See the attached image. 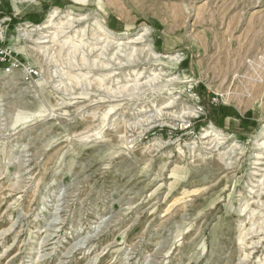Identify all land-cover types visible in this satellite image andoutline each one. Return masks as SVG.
<instances>
[{"label":"rangeland","instance_id":"rangeland-1","mask_svg":"<svg viewBox=\"0 0 264 264\" xmlns=\"http://www.w3.org/2000/svg\"><path fill=\"white\" fill-rule=\"evenodd\" d=\"M21 4L0 0V264H264V0ZM55 9L86 20L42 30Z\"/></svg>","mask_w":264,"mask_h":264},{"label":"bare ground","instance_id":"bare-ground-1","mask_svg":"<svg viewBox=\"0 0 264 264\" xmlns=\"http://www.w3.org/2000/svg\"><path fill=\"white\" fill-rule=\"evenodd\" d=\"M16 1V0H15ZM21 2H22V4L21 5H24V4H28V3H30V0H20ZM70 1H72V2H77V0H70ZM15 3H17V4H20L19 2H15ZM58 10L57 9H55V10H53L51 13H50V16H49V18L45 21V23L43 24V28H42V30H51V29H55V28H53L55 25L57 26V25H59V26H61L62 27V30H63V32L62 33H64V34H69V33H71L76 27H77V25H80V24H82V23H84L85 22V20H86V18H85V16H83V15H73V14H68L67 16H66V18L65 19H67L66 21H64L65 23H58V24H55L54 22L59 18V15H58ZM27 27H30V26H28V25H26ZM60 28V27H59ZM104 29V31L106 32V31H108V29L107 28H103ZM60 30V29H59ZM66 30V31H65ZM59 32V31H58ZM57 32V33H58ZM60 32H61V30H60ZM84 31H79L78 30V33H83ZM109 32V31H108ZM56 33V32H55ZM54 33V34H55ZM57 33H56V35H57ZM107 33V32H106ZM60 35H63V34H60ZM144 36H146V34H144L143 32H140V33H138V34H136L135 36H133L132 38H130V39H127L126 40V44H131V45H142L143 43H145V37ZM107 45H109V43H107ZM121 45H124V42H122L121 43ZM139 51H141V50H139ZM150 51V50H149ZM154 53V52H153ZM141 54V53H140ZM172 59L173 60V56H169V57H167V59ZM213 136H215V135H213ZM210 137H212V132H208V131H206V133L203 135V140H207L208 138H210ZM219 141H217V143H218ZM216 143V142H215ZM219 144V143H218ZM257 146H259V148H258V150H260V151H262V150H264V141H261L260 142V144L259 145H257ZM261 156H263V154L262 153H257V155L255 156L256 158V160H261V159H263V157H261ZM258 165V164H257Z\"/></svg>","mask_w":264,"mask_h":264},{"label":"built area","instance_id":"built-area-1","mask_svg":"<svg viewBox=\"0 0 264 264\" xmlns=\"http://www.w3.org/2000/svg\"><path fill=\"white\" fill-rule=\"evenodd\" d=\"M9 71V69H7Z\"/></svg>","mask_w":264,"mask_h":264}]
</instances>
